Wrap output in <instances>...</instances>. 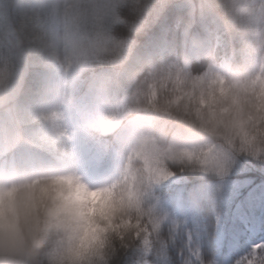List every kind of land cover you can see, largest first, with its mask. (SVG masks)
<instances>
[{"label":"clouds","instance_id":"obj_1","mask_svg":"<svg viewBox=\"0 0 264 264\" xmlns=\"http://www.w3.org/2000/svg\"><path fill=\"white\" fill-rule=\"evenodd\" d=\"M0 34V264H163L164 226L142 242L167 212L153 168L213 184L188 191L196 209L239 159L264 165V0H0ZM77 83L119 137L92 185L66 151Z\"/></svg>","mask_w":264,"mask_h":264},{"label":"trees","instance_id":"obj_2","mask_svg":"<svg viewBox=\"0 0 264 264\" xmlns=\"http://www.w3.org/2000/svg\"><path fill=\"white\" fill-rule=\"evenodd\" d=\"M178 15L180 14L170 8L167 12L168 23L174 24ZM3 43H7V39L0 34V44ZM73 96V106L65 119L66 132L69 136L66 151L71 156L72 170L83 182L86 172L100 171L109 163L113 153H116L121 160L117 150L119 137L99 130L98 121L101 118V109L79 83L73 85ZM201 184H204L206 190L214 187L213 184L205 183L199 175L184 173L154 186L150 199L163 201L166 203L164 210L169 214L187 220L189 227L199 233V246L202 253L215 259L217 264H229L231 259L246 250L251 244L250 239L254 237L250 234V238H247V234L251 232L247 229L246 232L233 234L232 242L226 245L225 233L231 232L234 217L246 206L254 217L259 214L264 215L262 199L253 196L256 192L263 191L264 193V165L249 162L244 158L239 159L224 183L223 195L215 206V213L213 206L207 201L202 202L201 206L196 209L188 203V191ZM90 185H92L91 182ZM184 204L187 212L184 211L183 214L181 207ZM217 215L219 223L216 220ZM261 231L264 233V230L261 229ZM183 243L184 236L180 235L174 244L169 246L167 258L170 264H181L178 253ZM135 262L136 254L131 251L119 260V264H135Z\"/></svg>","mask_w":264,"mask_h":264},{"label":"snow or ice","instance_id":"obj_3","mask_svg":"<svg viewBox=\"0 0 264 264\" xmlns=\"http://www.w3.org/2000/svg\"><path fill=\"white\" fill-rule=\"evenodd\" d=\"M194 153L189 152L188 158L192 159ZM249 162H256L252 159H247ZM221 176L228 175V170L217 173ZM152 175L155 178L153 184H162L174 178V174L169 172L166 168L156 167L152 169ZM158 205V204H157ZM150 214H154V208L148 209ZM216 209L213 207V212ZM217 223H219V216H216ZM260 227L264 230V215L261 216ZM164 226L168 232V239L161 243L160 258L163 264H170L167 258V252L170 245H173L176 238L180 235L184 236L183 247L179 250L178 255L181 259V264H217V261L213 258H209L202 253L199 246V233L190 228L187 220L177 218L175 215L169 216L167 212H163L160 215H156L151 227H145L143 229L144 239L142 242L146 246V257L150 256L152 250V236L153 233H159L161 226ZM255 226L254 214L248 210V206L245 207L236 217H234V223L232 225L231 232L225 233V244L232 242L231 237L233 234L240 232H246L247 229ZM140 238L139 236L137 237ZM243 238L241 237V240ZM144 264H147L145 259ZM229 264H264V241L250 244L246 250L239 256L229 261Z\"/></svg>","mask_w":264,"mask_h":264},{"label":"rangeland","instance_id":"obj_4","mask_svg":"<svg viewBox=\"0 0 264 264\" xmlns=\"http://www.w3.org/2000/svg\"><path fill=\"white\" fill-rule=\"evenodd\" d=\"M66 127L67 126L65 123V130H66ZM120 162H121V160L118 157V155L116 153H113L109 163L105 167H103L100 171H98L96 173L95 172H93V173L86 172L85 176L83 178V182H85L87 184H90V182H91V184H97V183L103 182L106 178H108L109 176H111L115 172V170L118 167V165L120 164ZM260 190H262V189H260ZM253 196H255L257 198H261L263 203H264L263 191L256 192L255 194H253ZM155 202L158 204V206H160L161 208L164 209L166 203H164L163 201H159V200H156ZM180 203H181V200H180ZM263 203H262V205H263ZM262 205H261V207H262ZM181 209L183 211V214H184V211L187 212V207L185 206V204L181 207ZM261 216L262 215L259 214L258 216L254 217L255 226L252 228H249L251 232H249V234H247V238H250V236H249L250 234L254 235V237L252 239H250L251 244L258 243L260 241H264V233L260 229V224H261L260 217ZM184 218H186V215H184Z\"/></svg>","mask_w":264,"mask_h":264}]
</instances>
